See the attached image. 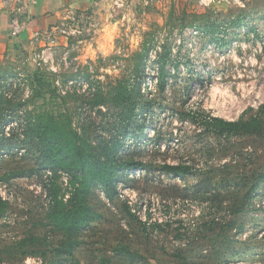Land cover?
<instances>
[{"label":"rangeland","instance_id":"rangeland-1","mask_svg":"<svg viewBox=\"0 0 264 264\" xmlns=\"http://www.w3.org/2000/svg\"><path fill=\"white\" fill-rule=\"evenodd\" d=\"M64 21L67 33L42 31L0 63V264H264V0H102ZM130 94L151 106L126 121ZM209 115L262 130L223 137ZM51 117L145 167L114 194L38 168L24 131ZM52 186L94 219L56 229Z\"/></svg>","mask_w":264,"mask_h":264},{"label":"trees","instance_id":"trees-1","mask_svg":"<svg viewBox=\"0 0 264 264\" xmlns=\"http://www.w3.org/2000/svg\"><path fill=\"white\" fill-rule=\"evenodd\" d=\"M164 64L160 65L159 71H163ZM34 79L39 87H44V80L38 75H34ZM151 103H143L137 99L136 95H126L123 112L126 121L134 119L135 112L143 107H150ZM207 125L216 134L228 137L235 134L255 133L261 128V122L257 117H251L248 120H227L222 117L213 115L208 116ZM141 132L143 126L140 127ZM262 130V129H261ZM260 130V132H261ZM26 138L31 141L38 150V168H49L51 173L57 169H64L68 172H79L86 175L87 179L98 184H104L106 189L111 190L110 194L117 192L115 190V182L119 175H127L129 171L135 168L145 167L142 161L123 159L117 157L116 153L121 147V142L114 140L110 146L107 145L104 152H98L95 147L86 145L83 137L71 125L67 131L61 128V123L51 117L46 121L28 122V130L24 131ZM5 141H0V151L5 148ZM37 168V167H36ZM162 169L166 173H172L176 176H183L192 171L190 165L185 163H164ZM35 170V166L31 165L22 170L11 172L10 175H30ZM124 171L125 173L118 172ZM124 181L127 177H121ZM1 180V179H0ZM51 186V185H50ZM51 207L48 215L50 216L54 227L58 230L70 232L80 229L94 219V216L84 213L85 210L77 208L75 200L74 208H63V203L54 192V187H50ZM75 199V193L72 199ZM0 204L6 205L0 197Z\"/></svg>","mask_w":264,"mask_h":264},{"label":"crops","instance_id":"crops-1","mask_svg":"<svg viewBox=\"0 0 264 264\" xmlns=\"http://www.w3.org/2000/svg\"><path fill=\"white\" fill-rule=\"evenodd\" d=\"M102 0H23L19 4L6 2L0 8V63L10 52L21 49L32 37L49 29L61 30L64 20L71 18L80 10L92 8ZM2 3L0 2V5ZM9 8H13L11 13ZM84 14V13H83ZM17 16L23 29L14 35L10 29V18ZM31 43H33L30 40ZM22 44V45H21Z\"/></svg>","mask_w":264,"mask_h":264},{"label":"built area","instance_id":"built-area-1","mask_svg":"<svg viewBox=\"0 0 264 264\" xmlns=\"http://www.w3.org/2000/svg\"><path fill=\"white\" fill-rule=\"evenodd\" d=\"M23 0H0V2L2 3L0 5V8H2L4 6V4H6V2H8L9 4H19L21 3ZM9 11L11 13L14 12V9L13 8H9ZM23 25L21 24V22L19 21L18 17L17 16H12L10 18V29L12 31L13 34H18L21 32V30L23 29ZM61 33L65 34L67 33L66 29L65 28H61Z\"/></svg>","mask_w":264,"mask_h":264}]
</instances>
